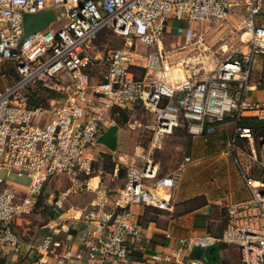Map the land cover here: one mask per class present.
Returning a JSON list of instances; mask_svg holds the SVG:
<instances>
[{"label":"built area","instance_id":"built-area-1","mask_svg":"<svg viewBox=\"0 0 264 264\" xmlns=\"http://www.w3.org/2000/svg\"><path fill=\"white\" fill-rule=\"evenodd\" d=\"M40 11L53 19L24 36V16ZM232 18L244 50L216 57L223 32L211 44L207 30L204 42L195 40L196 26ZM173 20L181 35L166 29ZM116 38L123 44H112ZM258 56L264 0H0V171L29 179L0 175V254H52L54 264L127 258V236L138 232L129 205L169 211L178 185L177 170L160 172L148 155L124 166L111 205L107 191H97L101 209L82 248L72 250L50 230L26 239L24 217L44 204L61 209L68 196L88 190L98 136L120 109L141 107L150 114L151 149L176 127L194 137L216 132L226 118L234 122L227 146L249 195L224 204L220 234L181 237L176 264H199L191 251L203 253L215 242L236 247L239 264H264V140L256 135L255 144L254 130L238 124L244 110L257 108L249 91ZM55 179L64 189L45 192Z\"/></svg>","mask_w":264,"mask_h":264},{"label":"crops","instance_id":"crops-1","mask_svg":"<svg viewBox=\"0 0 264 264\" xmlns=\"http://www.w3.org/2000/svg\"><path fill=\"white\" fill-rule=\"evenodd\" d=\"M169 30L178 33V29L169 28ZM223 45L227 46V44L221 46ZM218 50L213 51L214 55L217 54ZM262 61H264V56H258L254 62V69L260 68ZM256 70L253 71V76ZM253 76L250 98L257 108L244 110L241 113V118H252L250 122H253V127L258 133L264 134V122L261 121L264 120V81H261L262 78L259 77L255 80ZM233 127L234 122L227 119L219 125L216 132L209 134L218 137L217 146L219 145V138L224 137L227 150L230 151L227 142ZM180 129L185 132L182 127H176L174 132ZM124 144L126 143L121 139L120 127L118 126L114 150L109 149L103 143L97 145V151L115 152L116 161L111 165H107L105 162L98 165L97 171L94 170L89 178L90 188L83 193L68 196L63 209L55 211L48 204H44L40 212L24 217L29 222V229L25 238L31 239L36 233L40 234L50 230L56 239L60 240L62 244L70 245L72 250L78 247L82 248L86 236L94 233L97 213L101 209V205L97 203V191L105 189L109 195L106 198V203L111 205V197L123 184L124 166L140 162L138 152L136 151L134 155L128 153ZM195 152L197 159H201L198 158V155L204 153V146ZM190 155L192 156L193 153L191 152ZM190 155L187 156L191 160ZM187 162L182 164V167L181 165L177 167L180 170L181 182L173 192V209L167 211L139 203L130 204L129 210L133 215L138 232L136 235L127 236V258L125 260L96 259L94 264H176L174 257L177 255L181 237L205 232L220 234L224 226V215L220 216L216 209L211 207V203L204 200V179H198L193 173L194 170H198V166H203L204 163ZM174 168L176 167L169 170ZM160 172L166 173L169 171L162 170L160 167ZM93 176H96V183H92L91 178ZM46 189L44 191L49 192V189ZM22 233H25V231L22 230ZM210 249H212L211 252H209ZM204 253L205 259L200 257L199 264H239L237 248L224 242H215L202 255ZM166 255L170 256L171 259L165 260ZM0 264H54V256L44 254L41 257L29 259L23 253L8 251L0 254ZM70 264H82V262L74 260Z\"/></svg>","mask_w":264,"mask_h":264},{"label":"rangeland","instance_id":"rangeland-1","mask_svg":"<svg viewBox=\"0 0 264 264\" xmlns=\"http://www.w3.org/2000/svg\"><path fill=\"white\" fill-rule=\"evenodd\" d=\"M237 25L238 19L235 18H232V20L227 24H222L219 27L217 25L211 24V26L207 29V26L204 27V25H198L196 26L195 40L204 42V32L207 30V32H205L207 34L205 38L207 39V43L211 44L217 39L219 33L223 32V34H221L222 40L219 41V43L221 45L227 44V46L225 47L224 45H219V47H217L218 45L215 44L214 46L219 49L217 54H215L216 57L223 55L224 52L227 55L229 53H232L236 49L244 50L246 48V45L244 42H239L240 40L238 35L240 34V32L236 28ZM169 28L178 29L179 35L183 33V29L180 23L175 20L168 23L166 29ZM112 44L121 45L123 43L121 40L116 38L112 41ZM213 48L214 47H211V50ZM185 53L186 51L184 52V54ZM198 53L199 51L195 50L192 56H196ZM201 53L204 54V52ZM188 55L191 56V52H187L184 56ZM256 69H254L256 70V72L253 77L255 78V80L258 77L262 78L261 81H264V61H262L261 67ZM0 79L3 83L2 75L0 76ZM2 83H0V85ZM249 94H252V91H249ZM122 110H124L125 113H122ZM229 119L230 118H228V120ZM114 120V122L120 127V136L121 139L126 143L124 144V147L127 152L134 155L137 151L140 161L144 156L148 155L152 157L154 160L159 162V167H161L162 170H177L179 185L181 182V174L180 170L177 167L180 165L182 167V164H186V161H184L183 158L186 155H190L192 152L193 155H190V163H204L203 166L197 167L198 170L193 171L198 179H204V200L210 202L211 207L215 208L220 216L224 215V204L227 201L240 200L249 195L248 188L240 177L237 167L234 163L233 154L231 151L227 150L226 140L224 137L219 138V145L217 146L216 142L218 140V137L214 134H205L201 137H191L180 129L175 131L172 135L164 138V146L162 145L163 148L151 149L150 141L152 133L151 130L145 127V125L150 120V114L147 111H145L141 107L120 109L119 115L116 116ZM254 132L256 137L254 138L255 144H258V136H256L257 131L255 130ZM261 136L264 140V134H262ZM203 146L204 153L202 155H198V158L201 159H197L195 151L199 150L200 147ZM96 159V162H94L95 171H97L98 165H100L102 162H105L107 165H111L112 163H114L116 161L115 159H117V156L115 152L111 153L108 152V150H99ZM173 167L176 168L169 170ZM0 175L7 176L8 179L20 182L22 184H27L29 182V179L25 176H17L14 173H8L6 175L5 169H2L0 171ZM91 179L96 180V176H93ZM65 185V182H57V180L55 179L51 183V185L46 186L44 190H47L46 188H48L51 191H55L57 193V191L64 189ZM179 185H177V187ZM172 203L174 206L173 196ZM203 257L205 259V253L201 256V259H203Z\"/></svg>","mask_w":264,"mask_h":264},{"label":"water","instance_id":"water-1","mask_svg":"<svg viewBox=\"0 0 264 264\" xmlns=\"http://www.w3.org/2000/svg\"><path fill=\"white\" fill-rule=\"evenodd\" d=\"M53 12L40 11L37 13H27L24 16L23 26H24V36L28 33L33 32L39 28L44 27L50 20L53 19ZM118 125L116 123L111 124L107 127L99 136L98 142L105 144L109 149L114 150L116 147V132ZM212 249L209 250L211 252ZM191 255L194 257H201L202 251L195 247L191 251Z\"/></svg>","mask_w":264,"mask_h":264},{"label":"trees","instance_id":"trees-1","mask_svg":"<svg viewBox=\"0 0 264 264\" xmlns=\"http://www.w3.org/2000/svg\"><path fill=\"white\" fill-rule=\"evenodd\" d=\"M122 113H125V111L124 110H122L121 111ZM228 118H226V120H227ZM250 120L252 121V118H241L240 117V119H239V121H238V124L239 125H241V126H248V127H250V128H252L254 131L256 130L254 127H253V122H250ZM262 122H264V120H261ZM258 136L259 135H262V133H256Z\"/></svg>","mask_w":264,"mask_h":264},{"label":"bare ground","instance_id":"bare-ground-1","mask_svg":"<svg viewBox=\"0 0 264 264\" xmlns=\"http://www.w3.org/2000/svg\"><path fill=\"white\" fill-rule=\"evenodd\" d=\"M244 38H245V36H243ZM211 65V64H210ZM95 182V179H92V183H94ZM96 183V182H95Z\"/></svg>","mask_w":264,"mask_h":264}]
</instances>
